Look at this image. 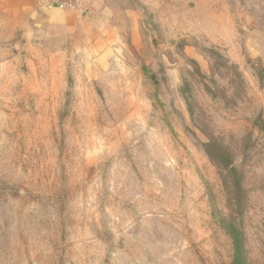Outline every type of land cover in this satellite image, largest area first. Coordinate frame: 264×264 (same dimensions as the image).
<instances>
[{
  "label": "rangeland",
  "instance_id": "obj_1",
  "mask_svg": "<svg viewBox=\"0 0 264 264\" xmlns=\"http://www.w3.org/2000/svg\"><path fill=\"white\" fill-rule=\"evenodd\" d=\"M117 1L0 18V264H264V0Z\"/></svg>",
  "mask_w": 264,
  "mask_h": 264
},
{
  "label": "crops",
  "instance_id": "obj_2",
  "mask_svg": "<svg viewBox=\"0 0 264 264\" xmlns=\"http://www.w3.org/2000/svg\"><path fill=\"white\" fill-rule=\"evenodd\" d=\"M115 6L122 9L117 0H83L79 7L69 9L48 8L41 0H0V18L6 25L15 21L21 26L40 24L70 29L88 19L105 20L114 16ZM109 27L111 26L108 25V30Z\"/></svg>",
  "mask_w": 264,
  "mask_h": 264
},
{
  "label": "trees",
  "instance_id": "obj_3",
  "mask_svg": "<svg viewBox=\"0 0 264 264\" xmlns=\"http://www.w3.org/2000/svg\"><path fill=\"white\" fill-rule=\"evenodd\" d=\"M261 125L263 124H261L260 122V126ZM209 155L212 158V160L216 163V165L219 166L224 171L225 173L224 176L229 179L230 185H231L229 187L235 193L232 200H233V203H235L237 206V200H238L237 195H239L240 191L242 192L244 190V184H243V180L239 179L238 177V173L240 171L238 170V166L234 164L232 155H230L229 153L226 154L224 152H220L221 156L217 154H209ZM234 211L240 213V211L238 210H234ZM232 219L234 220L228 223L227 227H228L230 234L232 235L233 242L236 247V251H240L243 248V239H242L243 232H242L241 225L237 221V216L233 214ZM236 259H237L236 264H240L239 255H237Z\"/></svg>",
  "mask_w": 264,
  "mask_h": 264
},
{
  "label": "built area",
  "instance_id": "obj_4",
  "mask_svg": "<svg viewBox=\"0 0 264 264\" xmlns=\"http://www.w3.org/2000/svg\"><path fill=\"white\" fill-rule=\"evenodd\" d=\"M83 0H41V3L48 8L58 7L62 9L77 8Z\"/></svg>",
  "mask_w": 264,
  "mask_h": 264
}]
</instances>
